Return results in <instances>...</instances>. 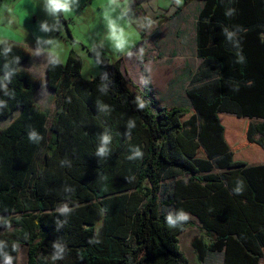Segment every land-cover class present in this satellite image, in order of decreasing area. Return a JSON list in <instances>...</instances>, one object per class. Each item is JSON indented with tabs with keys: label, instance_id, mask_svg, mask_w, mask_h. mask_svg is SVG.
Here are the masks:
<instances>
[{
	"label": "trees",
	"instance_id": "obj_1",
	"mask_svg": "<svg viewBox=\"0 0 264 264\" xmlns=\"http://www.w3.org/2000/svg\"><path fill=\"white\" fill-rule=\"evenodd\" d=\"M60 21L68 28L61 14ZM6 42L0 119L20 112L0 128V262L7 254L15 264L25 248L26 264H190L179 236L195 223L170 227L163 206L175 211L174 219L181 212L197 218L209 237L193 243L201 263L208 253H222L223 264H260L264 140L256 136L264 134V0H206L197 27L204 68L190 78V109L153 113L150 90H132L122 58L110 62L88 51L101 74L85 79L81 57L71 52L65 63L47 65V85L61 99L49 129V115L35 101L42 80L21 68L31 53ZM104 135L110 142L101 155ZM240 145L252 151V162L237 164ZM137 149L143 157L129 159ZM166 181L172 192L161 201ZM64 203L67 213L59 211ZM57 244L63 258L53 260Z\"/></svg>",
	"mask_w": 264,
	"mask_h": 264
},
{
	"label": "rangeland",
	"instance_id": "obj_2",
	"mask_svg": "<svg viewBox=\"0 0 264 264\" xmlns=\"http://www.w3.org/2000/svg\"><path fill=\"white\" fill-rule=\"evenodd\" d=\"M97 3H103V10L98 11L95 9ZM107 6V0H93L92 6L89 0H76L73 11L69 14H64L65 19H67L68 22L70 21L67 28L66 25L60 21V17L59 19H57L56 16L52 17L50 13L46 11L45 0H4L0 6V41H16L30 48L34 54L36 50H39L44 53V55H47V50L52 47V44L48 43V41H56L58 44L56 50L63 63L66 62L71 52L82 58L81 77L85 79H90L101 74V68L97 60L89 54V50H96L97 53L107 58L110 62H117L120 58H124L121 60V65L123 67L121 69L126 80L130 83V87L134 90L133 86L140 87V82L137 81L140 77V74L137 72L138 66L136 60L138 59H133L126 53L115 51L111 42L107 39V26L104 19V11ZM36 11L40 12V16L36 20V23H33L32 17L33 14H37ZM119 13L120 11L116 9V12L112 13V15L115 17L119 15ZM132 21V18L128 15L125 16L124 20L120 21L125 27V30L130 34L131 44L128 49L130 52L138 46L142 38L139 26L133 25ZM45 25L47 26V30H45ZM168 65L173 69L179 66L178 63ZM191 66L193 69L197 66V68L201 70L204 68V63L200 59L198 61L192 59ZM32 68V64H28L25 69L30 71L33 77L37 79L41 78L39 73L35 74L32 72ZM176 71L174 70L175 74L178 72ZM175 83H177V81ZM142 84L143 88L150 89L149 83ZM153 97H155L154 100L156 103V108H152L153 113H156L159 109L172 106L164 105L155 95ZM39 101H41L40 103L45 108L48 107L47 109H49L47 111L49 115L47 126L51 129L57 117V111L54 110L56 101L55 99L48 101L44 98ZM173 106L190 109L191 104H189L188 98H181ZM19 112V110H16L12 115L0 119V128L7 127ZM251 122L252 124H258L261 120H251ZM256 138L264 140V134H258ZM240 147L241 153L238 149V151L236 150L238 156L236 159L237 164L243 165L252 162V158H250V155L247 153L251 150L249 151L246 147L242 149V145H240ZM216 172H219V170ZM171 183L173 182H164L165 194L162 193L161 201L169 198L168 193L172 192ZM65 206L68 208L70 205L69 203H64L61 208ZM162 211L168 215L174 214L175 212L173 209L167 210L163 206ZM185 215L189 217V220L195 223L193 227L183 232L180 237L181 250L190 261V264H223L222 253H208L204 263L198 260L193 243L196 239H202L204 243H208L209 237L206 235L205 230L201 227L196 217L190 214ZM2 232L3 230L0 229V234ZM24 249L25 248H22L20 250L19 259L16 264H26L27 252ZM260 264H264V258L261 259Z\"/></svg>",
	"mask_w": 264,
	"mask_h": 264
},
{
	"label": "crops",
	"instance_id": "obj_3",
	"mask_svg": "<svg viewBox=\"0 0 264 264\" xmlns=\"http://www.w3.org/2000/svg\"><path fill=\"white\" fill-rule=\"evenodd\" d=\"M3 1L0 0V6ZM89 1L92 6L93 0ZM118 3L117 10L120 12L126 11V15L133 20L132 24L139 26L140 32L144 27V23L150 22L145 26V36L141 38L138 46L131 51V56L128 55L133 59H138L136 62L137 72L140 74L137 80L140 82L139 88L144 89L142 83H149L151 97L155 95L164 105L173 106L179 99H187L186 93L190 78L197 70V66L194 69L192 68L191 62L192 59H195V61L200 59L198 55L197 27L199 13L205 6L206 0H182L180 5H177L175 0H118ZM102 4L97 3L95 9L98 11L103 10L104 5ZM36 12L37 14H33L32 17L33 23H36L40 16V12ZM61 15L65 19L64 14ZM65 20L68 22L67 19ZM9 42L26 47L31 53L30 60L23 63L21 68L28 71L25 68L28 64H32V72L39 73L41 77L39 79L42 80V85L35 94L36 103L47 112L48 107L45 108L39 100L42 98L48 101L55 99L54 110L56 111L57 107L61 105V99L47 85L48 55H44L40 51L38 53L37 50L34 54L24 44L16 41ZM141 49H143V53H141ZM89 51L99 54L96 50ZM175 63H178L179 66L174 69L168 65ZM174 70L178 72L176 71L175 74ZM28 72L31 74L30 71ZM176 81L177 83H175ZM0 264L5 263L0 262Z\"/></svg>",
	"mask_w": 264,
	"mask_h": 264
},
{
	"label": "clouds",
	"instance_id": "obj_4",
	"mask_svg": "<svg viewBox=\"0 0 264 264\" xmlns=\"http://www.w3.org/2000/svg\"><path fill=\"white\" fill-rule=\"evenodd\" d=\"M175 3L177 5L182 4V0H175ZM76 4V0H45V9L48 13H50L53 16H56L57 19H59L60 14H69L73 11L74 5ZM117 7H119L118 0H108V6L106 7L104 11V19L106 21L107 26V39L111 42L113 48L115 51L120 53H126L127 55L131 56V52L128 51L129 46L131 44L130 40V34L125 30V27L120 23V21L124 20L126 16V11H121L119 15H116L113 17L112 13L116 12ZM235 10L232 9L230 12L226 13V15H231ZM150 23V22H149ZM45 30H47V26L45 25ZM240 30L239 28L237 29ZM228 39L232 40L234 33H227ZM0 43H4L7 46L5 47V52L11 51V46L7 44L6 41H0ZM48 43L52 44V47L47 50V55L49 57V61L52 64H61L62 61L60 59V56L57 52L58 44L56 41H48ZM236 47L239 48V43H236ZM39 53V50H37ZM141 53H143V49H141ZM238 63H242L244 61L243 55L238 52ZM137 104L140 109H143L145 107V103L143 100H141L139 97H137ZM129 127H135L134 122H129ZM30 139H35L36 134L30 133L29 136ZM110 142V137L108 135H104L101 138V146L98 150L99 154L103 155L106 152V146ZM143 152L137 149L132 157H129V159L134 158H142ZM237 193L241 191V189L238 187L236 189ZM62 213H67L70 210L67 208V206L59 209ZM167 221L170 227H175L177 221H186L189 219L188 216H186L183 212H181L176 218L174 219L172 215L167 216ZM7 224L8 222L5 221ZM4 246V242L0 241V247ZM18 247L17 244L13 243V250H16ZM56 247L57 251L53 255L52 259H62V253L64 249L60 245H54ZM13 258L7 254H5V264H12Z\"/></svg>",
	"mask_w": 264,
	"mask_h": 264
}]
</instances>
